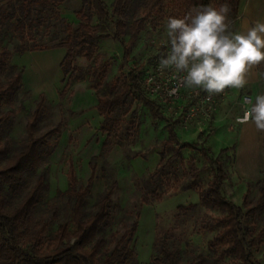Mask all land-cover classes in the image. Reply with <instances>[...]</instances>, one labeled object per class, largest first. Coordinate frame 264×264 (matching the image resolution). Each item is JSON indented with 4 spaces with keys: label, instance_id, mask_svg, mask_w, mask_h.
Here are the masks:
<instances>
[{
    "label": "trees",
    "instance_id": "1",
    "mask_svg": "<svg viewBox=\"0 0 264 264\" xmlns=\"http://www.w3.org/2000/svg\"><path fill=\"white\" fill-rule=\"evenodd\" d=\"M67 0H0V42L4 33L12 29L18 34L19 43L15 54L26 52L64 49L60 62L64 77V90L86 79L87 73L74 66L77 58L91 63L97 52L96 42L112 39L122 47V67L127 68L115 77L102 93L101 84L94 86L98 114L104 119L101 131L111 137L120 129V112L129 101L137 102L149 109L153 119H165L159 107L143 91L139 67L131 64V52L140 35L147 26L159 27L168 17L182 18L188 13L195 14L203 6L218 7L229 3L230 22L238 18L240 0H82L81 8L75 11L79 23L73 29L62 23L61 38L49 45L36 44L34 34L42 26H55L52 19L43 15H52ZM55 15V14H54ZM54 19L61 22V18ZM96 21L94 24L93 22ZM12 53L0 46V264H131L134 250L131 247L138 227L137 217L124 231H115L107 238L104 231L112 222L111 202L116 182H104L103 190L95 199L91 209L86 211L87 198L95 180L96 166L89 163L90 175L85 183H79L74 169L67 173L71 206L70 219L61 221L55 232L45 235L49 226L47 215L56 218L58 209L54 204L48 210L41 211L46 190V175L39 173L32 185L27 186V175L36 172L42 166V151L48 141L59 135L62 124L58 123L44 131L40 123L46 107V98L41 94L29 115L25 126V138L17 149L11 151L8 141L3 137V125L13 115L12 105L22 85L24 69L11 63ZM100 81L108 73L107 64L89 66ZM136 111L131 113L136 118ZM166 121L168 137L160 142L162 149L158 168L151 174L150 189L147 194L161 201L169 192L162 188L173 184V193L196 191L199 202L218 215L211 217L201 227L204 231L215 232L209 242V249L219 261L228 264H258L255 250L264 244V223L256 230L253 225L257 213L264 210V171L255 183V200L248 202L250 187L243 195L244 207L228 200L223 193L227 173L224 170L223 155L227 149H221L218 156L212 158L210 148L181 143L175 135L176 122ZM210 134L206 136L209 138ZM3 137V138H2ZM198 149L211 166V178L205 187L198 181L199 170L190 167V179L179 184L178 166L183 165V148ZM185 173V172H183ZM162 190L160 193L158 191ZM146 194V195H147ZM144 202H147L144 199ZM196 204L179 206L180 213L195 211ZM167 232H160L155 240L156 253L149 264H179L180 249L170 244ZM193 264H211L197 255Z\"/></svg>",
    "mask_w": 264,
    "mask_h": 264
},
{
    "label": "rangeland",
    "instance_id": "2",
    "mask_svg": "<svg viewBox=\"0 0 264 264\" xmlns=\"http://www.w3.org/2000/svg\"><path fill=\"white\" fill-rule=\"evenodd\" d=\"M111 0H107L109 4ZM82 0H67L60 5L55 15L48 14L42 17L52 19L50 23L55 26H42L34 34L36 44H53L61 33L62 23H67L75 29L79 23L75 11L81 8ZM61 18V22L54 19ZM238 18L231 22V31L236 32L239 24ZM94 24L96 21L93 22ZM166 23L153 28L147 26L143 30L131 52V64L139 67L143 82L144 94L159 107L165 119L176 122L175 135L179 142L203 145L213 150L212 158L218 156V152L224 146H232L236 141L235 135L240 129L233 127L232 122L228 129L218 128L224 120L230 118L232 106L236 105V99H242V90L239 96L235 93L238 89L229 88L221 94L209 95L202 89L195 87L183 88L176 98H169L165 91L171 88L174 70H159V60L170 51L167 43ZM18 34L12 29L4 33L0 46L7 48L12 53L11 63L26 69L24 58L33 52L22 55L15 54L14 48L18 45ZM97 52L94 61L89 63L82 58L75 60L74 66L87 73L86 79L74 83L63 91L65 79L61 73H56L54 63H50L44 72L31 71L32 85L24 82L18 91L12 105L13 115L3 125V137L8 141L11 151L17 149L25 138V126L29 115L33 112L39 94L46 96V107L40 123V130L44 131L58 123L62 124L59 135L48 141L42 151V166L34 173L27 175L26 185H32L33 180L39 173L46 175V190L40 203V210H48L49 204L57 206L58 212L55 219L47 215L49 226L45 235L55 232L61 221L70 219L71 201L68 190L67 173L69 167L74 169L75 177L79 183H85L90 175L89 163L96 166L95 180L90 195L86 202V211H89L100 192L104 182H116V188L112 196L111 215L112 222L104 231L107 238L115 231H124V226H129L137 217L138 227L133 237L131 247L134 250V259L131 264H149L155 255V240L160 232H167L170 244L178 245L180 249L179 264H193L197 255L203 256L204 261L211 264H228L227 261H219L209 249V242L215 232L204 231L201 227L211 217L218 215L210 211L199 202L196 191L173 193L171 188L163 187L162 190L169 192L161 201H156L152 195L147 194L146 185L150 183L151 174L158 168L160 142L168 137L165 119L155 120L148 108L137 102L129 101L122 108L120 118L121 130H116L114 135L107 137L101 131L104 119L96 109L97 98L94 86L101 84L99 92L102 93L111 84L121 71L127 70L122 67V47L112 39L99 40L96 42ZM30 56L26 57L29 61ZM62 59H59V61ZM107 64L108 73L103 81H100L89 66ZM260 74L264 72V62L258 65ZM60 71V69H59ZM180 74V73H178ZM179 76V75H178ZM157 86V90L153 89ZM152 89L154 91H152ZM199 94L201 99H196ZM234 96V97H233ZM209 97V100H206ZM234 99V100H232ZM194 112L192 117L186 119L190 109ZM136 111V118L131 113ZM236 121L234 122V125ZM237 124L242 122L237 120ZM217 133L214 135V132ZM208 134L214 136L206 139ZM2 137V138H3ZM183 165L178 166L179 184L190 179V167L199 170L198 183L205 187L211 178V166L204 159L198 149L183 148ZM224 170L232 177L233 157L223 155ZM185 172V173H183ZM238 184L229 181L225 183L224 195L230 200L234 196L235 202L244 207L243 201L238 196ZM153 186L150 187L152 189ZM162 190L158 191L160 193ZM147 194V195H146ZM258 193L251 187L248 194V202L255 200ZM144 199L147 202H144ZM238 201V202H237ZM196 204L195 211L180 213L179 206ZM264 223V210L257 213L253 225L257 230ZM258 264H264V244L254 252Z\"/></svg>",
    "mask_w": 264,
    "mask_h": 264
},
{
    "label": "clouds",
    "instance_id": "3",
    "mask_svg": "<svg viewBox=\"0 0 264 264\" xmlns=\"http://www.w3.org/2000/svg\"><path fill=\"white\" fill-rule=\"evenodd\" d=\"M230 4L203 6L179 17H168L170 51L159 60V70L184 73L183 84L209 95L226 89H243L254 66L264 62V22L257 20L246 32L231 31ZM247 106L238 117L264 132V94L244 97Z\"/></svg>",
    "mask_w": 264,
    "mask_h": 264
},
{
    "label": "crops",
    "instance_id": "4",
    "mask_svg": "<svg viewBox=\"0 0 264 264\" xmlns=\"http://www.w3.org/2000/svg\"><path fill=\"white\" fill-rule=\"evenodd\" d=\"M239 11L240 21L236 32H246L247 29L257 20L264 22V0H240ZM64 53V49H50L29 53L26 57L30 56V60L26 61V57L24 58V65L26 69L24 70L22 76L23 81L32 85L33 79L32 77L30 78L31 71L37 70L38 72H44L47 70V65L50 63H54L55 66H59L60 69V62L62 59L60 61L59 59L61 56L63 58ZM59 69L56 67V73H58L60 77L62 71L61 69L59 71ZM259 69L258 65L254 66L249 74V83L243 89L235 91V93L239 96V92L242 90L244 95L242 99L235 100L236 105L232 106L230 118L224 120L223 124L218 128V130L220 128L228 129V124L231 121L233 127L240 129L235 135L236 141L232 144V146L226 145L221 148L227 149V153L225 155H232L233 157V174L232 177L227 175L223 185V193L225 191V183L230 179L232 184H238V196L240 201L246 193V190L249 187H254L255 183L262 177V171H264V132L258 131L255 126L250 123H242L241 125L237 124V118L243 115L246 107H250L243 103V98L245 96L251 97L254 103L257 95L264 94V72L260 74ZM41 94H44V92L40 93L39 96ZM235 121L236 126L234 125ZM216 133L217 130L214 132V135ZM214 135L211 134L210 139ZM210 150L213 153L211 148ZM236 200H238L236 196H234L233 199H230V201L234 204L239 205L235 202Z\"/></svg>",
    "mask_w": 264,
    "mask_h": 264
},
{
    "label": "built area",
    "instance_id": "5",
    "mask_svg": "<svg viewBox=\"0 0 264 264\" xmlns=\"http://www.w3.org/2000/svg\"><path fill=\"white\" fill-rule=\"evenodd\" d=\"M184 75H185L184 73L174 74V77H173L174 79H173V83L171 84V88L165 91V94L167 97L176 98L179 95L180 91L183 88H185V85L183 84ZM153 89L157 90V86H155ZM153 89H152V91H154ZM194 97L196 99L198 98L199 100L201 99L199 94H195ZM245 97H248V96H245ZM206 100H209V97H206ZM243 100H244V98H243ZM193 112H194V109L191 108L188 115L185 118L186 119L191 118ZM235 126H236V124H235Z\"/></svg>",
    "mask_w": 264,
    "mask_h": 264
}]
</instances>
